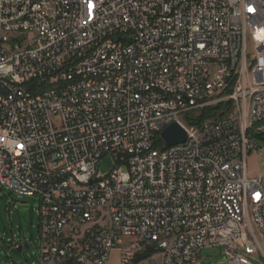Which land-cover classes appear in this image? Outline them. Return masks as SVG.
Listing matches in <instances>:
<instances>
[{
  "label": "built area",
  "instance_id": "obj_1",
  "mask_svg": "<svg viewBox=\"0 0 264 264\" xmlns=\"http://www.w3.org/2000/svg\"><path fill=\"white\" fill-rule=\"evenodd\" d=\"M172 123L186 141L160 148ZM251 155L264 165V0H0V190L39 202L36 264L147 247L197 264L205 246L264 264Z\"/></svg>",
  "mask_w": 264,
  "mask_h": 264
},
{
  "label": "rangeland",
  "instance_id": "obj_2",
  "mask_svg": "<svg viewBox=\"0 0 264 264\" xmlns=\"http://www.w3.org/2000/svg\"><path fill=\"white\" fill-rule=\"evenodd\" d=\"M251 54V50L249 49ZM196 114H188L184 121L189 123ZM162 145L160 146V148ZM116 168L110 156H104L97 165L100 176L108 175ZM248 175L264 176V165L258 166L254 155L248 158ZM9 192L0 190V264H36L38 256V209L39 202L35 197H18L14 194L4 198ZM26 241V247L19 253L13 247ZM148 248V247H147ZM119 252L113 251L108 264H121ZM226 264L227 256L222 247H203L198 254L197 264ZM124 264H160V255L155 247L134 250L127 263ZM255 264H260L255 262Z\"/></svg>",
  "mask_w": 264,
  "mask_h": 264
},
{
  "label": "water",
  "instance_id": "obj_3",
  "mask_svg": "<svg viewBox=\"0 0 264 264\" xmlns=\"http://www.w3.org/2000/svg\"><path fill=\"white\" fill-rule=\"evenodd\" d=\"M159 139L162 142V148L167 149L177 144L184 143L186 141V132L179 124L172 123L160 133ZM8 196H11V193H8L4 198ZM22 249L23 247L21 246L17 251L21 253Z\"/></svg>",
  "mask_w": 264,
  "mask_h": 264
},
{
  "label": "trees",
  "instance_id": "obj_4",
  "mask_svg": "<svg viewBox=\"0 0 264 264\" xmlns=\"http://www.w3.org/2000/svg\"><path fill=\"white\" fill-rule=\"evenodd\" d=\"M224 109L225 107L223 105H218L214 108L203 110L198 117H196L195 119H191V120L193 121L195 125H200L207 119L214 118L215 116H218V117L223 116L224 113H222V110ZM158 145L161 146V143ZM150 248L151 247H148L146 249H150Z\"/></svg>",
  "mask_w": 264,
  "mask_h": 264
},
{
  "label": "crops",
  "instance_id": "obj_5",
  "mask_svg": "<svg viewBox=\"0 0 264 264\" xmlns=\"http://www.w3.org/2000/svg\"><path fill=\"white\" fill-rule=\"evenodd\" d=\"M17 245V244H16ZM20 247L22 246L23 248L26 247V241H21L19 244H18ZM14 247V246H13ZM18 249V248H17ZM22 252V251H21Z\"/></svg>",
  "mask_w": 264,
  "mask_h": 264
}]
</instances>
